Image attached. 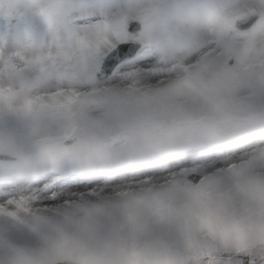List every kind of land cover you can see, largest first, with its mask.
Listing matches in <instances>:
<instances>
[{"label":"snow or ice","instance_id":"obj_1","mask_svg":"<svg viewBox=\"0 0 264 264\" xmlns=\"http://www.w3.org/2000/svg\"><path fill=\"white\" fill-rule=\"evenodd\" d=\"M25 11L46 31L0 36V221L23 241L0 264H264V0Z\"/></svg>","mask_w":264,"mask_h":264},{"label":"rangeland","instance_id":"obj_2","mask_svg":"<svg viewBox=\"0 0 264 264\" xmlns=\"http://www.w3.org/2000/svg\"><path fill=\"white\" fill-rule=\"evenodd\" d=\"M102 3L108 5H115L119 3V0H101ZM30 3V0H0V8H2L5 14L11 9L15 14V24H6L0 27V36L2 35H14L17 29L27 28L31 30L36 36L40 37L46 31V25L44 21L37 15L25 11V6ZM9 127H17L15 122H10ZM0 238L4 240H10L14 243L21 244L22 240L17 238L15 230L9 225L7 221H0Z\"/></svg>","mask_w":264,"mask_h":264},{"label":"clouds","instance_id":"obj_3","mask_svg":"<svg viewBox=\"0 0 264 264\" xmlns=\"http://www.w3.org/2000/svg\"><path fill=\"white\" fill-rule=\"evenodd\" d=\"M4 251L3 246H0V253H2Z\"/></svg>","mask_w":264,"mask_h":264}]
</instances>
